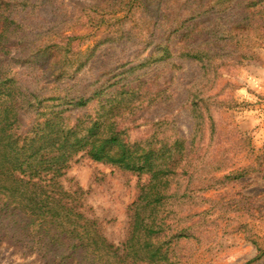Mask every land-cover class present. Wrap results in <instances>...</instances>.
Listing matches in <instances>:
<instances>
[{
    "label": "trees",
    "instance_id": "16d2710c",
    "mask_svg": "<svg viewBox=\"0 0 264 264\" xmlns=\"http://www.w3.org/2000/svg\"><path fill=\"white\" fill-rule=\"evenodd\" d=\"M216 5L0 0V244L17 245L45 264H203L227 234L231 214L253 218L246 198L205 197L259 169H233L229 149L213 142L204 95L211 76L240 67L264 43V0L230 3L223 17ZM88 28L101 36L82 50L88 39L78 33ZM136 40L144 43V57L119 72L104 67L88 84L78 78L100 46ZM178 60L195 63L202 74L184 102L188 133L165 113L132 136L145 114L168 101L139 71L160 63L174 67ZM78 154L146 176L119 246L81 212L78 190L70 193L59 182ZM252 243L257 255L244 264L264 256V246Z\"/></svg>",
    "mask_w": 264,
    "mask_h": 264
},
{
    "label": "rangeland",
    "instance_id": "374dc122",
    "mask_svg": "<svg viewBox=\"0 0 264 264\" xmlns=\"http://www.w3.org/2000/svg\"><path fill=\"white\" fill-rule=\"evenodd\" d=\"M209 1L217 4V15L223 17L231 12L230 3L238 0ZM64 3L70 11L69 2ZM234 18L232 15L222 22L221 35H225L229 29L228 22ZM78 34L85 36V41L88 39L81 48L85 50L93 46L94 41L101 36V30L92 32L90 28L81 29ZM142 42L136 40L127 45L100 46L78 78L88 84L97 79L104 67L119 72L122 69L120 67L127 62H135L136 56L141 54L144 57L145 53L140 51L144 47ZM144 72L141 80L148 81L152 91L164 90L163 96L168 101L165 108L163 106L145 114V123L144 120L140 121L143 125L132 136H137L148 121L165 113L170 117L169 121L176 124L179 132L186 135L190 119L184 109V102L190 87L202 82L199 66L190 61L178 60L174 67L160 63L139 71L140 74ZM210 79L213 82L204 95V102L214 122L216 139L213 142L219 143L218 148L229 149L233 169L250 166V169L259 170L249 171L245 177L233 180L225 188L205 194L207 198H225L226 201L246 198L253 218L249 214H231L234 221L228 224L227 234L221 241L217 239L218 245L206 255L203 264H244L257 255L252 240L264 246V43L253 47L250 58L243 65L220 71ZM205 127V137H208V126ZM59 182L70 193L78 190L81 194V212L87 218L97 220L109 242L119 246L124 241L129 225V207L137 197L139 186L146 182V176H137L78 154ZM225 225L223 221L218 237ZM0 264H45V261L17 245L1 243ZM251 264H264V256Z\"/></svg>",
    "mask_w": 264,
    "mask_h": 264
}]
</instances>
